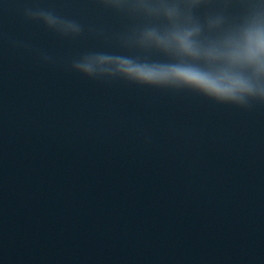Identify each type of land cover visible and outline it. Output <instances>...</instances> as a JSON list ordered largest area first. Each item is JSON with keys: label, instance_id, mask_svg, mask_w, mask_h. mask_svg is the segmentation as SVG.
Masks as SVG:
<instances>
[{"label": "water", "instance_id": "obj_1", "mask_svg": "<svg viewBox=\"0 0 264 264\" xmlns=\"http://www.w3.org/2000/svg\"><path fill=\"white\" fill-rule=\"evenodd\" d=\"M136 23L97 0H0V264H264V104L72 69L164 59L122 46Z\"/></svg>", "mask_w": 264, "mask_h": 264}, {"label": "clouds", "instance_id": "obj_2", "mask_svg": "<svg viewBox=\"0 0 264 264\" xmlns=\"http://www.w3.org/2000/svg\"><path fill=\"white\" fill-rule=\"evenodd\" d=\"M97 2L138 22L120 37L123 47L164 59L88 52L73 60L74 71L97 80L190 91L240 108L264 104V0ZM24 15L61 36L83 32L78 21L54 11L26 8Z\"/></svg>", "mask_w": 264, "mask_h": 264}]
</instances>
